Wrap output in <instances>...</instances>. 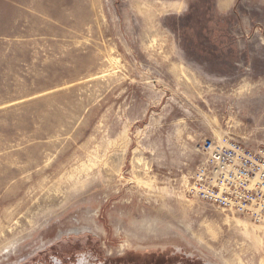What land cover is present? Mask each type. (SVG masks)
Masks as SVG:
<instances>
[{
    "label": "rangeland",
    "instance_id": "obj_1",
    "mask_svg": "<svg viewBox=\"0 0 264 264\" xmlns=\"http://www.w3.org/2000/svg\"><path fill=\"white\" fill-rule=\"evenodd\" d=\"M224 135L264 147V0H0V264H264L188 191Z\"/></svg>",
    "mask_w": 264,
    "mask_h": 264
},
{
    "label": "built area",
    "instance_id": "obj_2",
    "mask_svg": "<svg viewBox=\"0 0 264 264\" xmlns=\"http://www.w3.org/2000/svg\"><path fill=\"white\" fill-rule=\"evenodd\" d=\"M189 193L211 206L264 221V147L224 135L206 138Z\"/></svg>",
    "mask_w": 264,
    "mask_h": 264
},
{
    "label": "crops",
    "instance_id": "obj_3",
    "mask_svg": "<svg viewBox=\"0 0 264 264\" xmlns=\"http://www.w3.org/2000/svg\"><path fill=\"white\" fill-rule=\"evenodd\" d=\"M170 4H171L170 7H171L172 9H177V8L180 7L179 4L176 3V2H172V3H170Z\"/></svg>",
    "mask_w": 264,
    "mask_h": 264
},
{
    "label": "flooded vegetation",
    "instance_id": "obj_4",
    "mask_svg": "<svg viewBox=\"0 0 264 264\" xmlns=\"http://www.w3.org/2000/svg\"><path fill=\"white\" fill-rule=\"evenodd\" d=\"M56 264H59L58 262H56ZM77 264H84V260L80 259L79 262Z\"/></svg>",
    "mask_w": 264,
    "mask_h": 264
},
{
    "label": "bare ground",
    "instance_id": "obj_5",
    "mask_svg": "<svg viewBox=\"0 0 264 264\" xmlns=\"http://www.w3.org/2000/svg\"><path fill=\"white\" fill-rule=\"evenodd\" d=\"M171 5V4H170ZM74 231V230H73Z\"/></svg>",
    "mask_w": 264,
    "mask_h": 264
}]
</instances>
